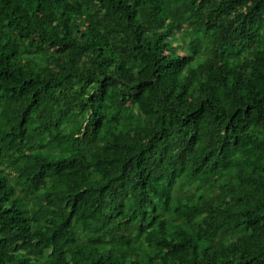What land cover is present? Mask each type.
<instances>
[{
	"label": "trees",
	"instance_id": "obj_1",
	"mask_svg": "<svg viewBox=\"0 0 264 264\" xmlns=\"http://www.w3.org/2000/svg\"><path fill=\"white\" fill-rule=\"evenodd\" d=\"M0 264H264V0H0Z\"/></svg>",
	"mask_w": 264,
	"mask_h": 264
}]
</instances>
